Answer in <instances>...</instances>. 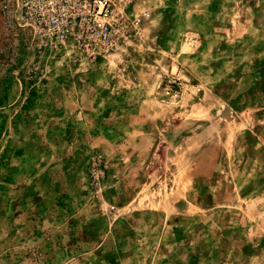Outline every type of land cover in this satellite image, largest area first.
I'll return each instance as SVG.
<instances>
[{"label": "rangeland", "instance_id": "obj_1", "mask_svg": "<svg viewBox=\"0 0 264 264\" xmlns=\"http://www.w3.org/2000/svg\"><path fill=\"white\" fill-rule=\"evenodd\" d=\"M110 20L58 48L0 3V264H264V0Z\"/></svg>", "mask_w": 264, "mask_h": 264}, {"label": "built area", "instance_id": "obj_2", "mask_svg": "<svg viewBox=\"0 0 264 264\" xmlns=\"http://www.w3.org/2000/svg\"><path fill=\"white\" fill-rule=\"evenodd\" d=\"M117 0H0L7 39L27 36L41 45L87 47L92 29L111 40ZM102 18L99 22L96 19ZM94 21V25H93ZM24 34V35H23Z\"/></svg>", "mask_w": 264, "mask_h": 264}]
</instances>
